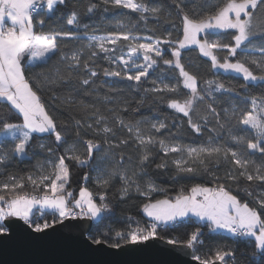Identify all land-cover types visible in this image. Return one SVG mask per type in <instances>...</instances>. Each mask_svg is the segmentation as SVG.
Segmentation results:
<instances>
[{
	"label": "snow or ice",
	"instance_id": "obj_1",
	"mask_svg": "<svg viewBox=\"0 0 264 264\" xmlns=\"http://www.w3.org/2000/svg\"><path fill=\"white\" fill-rule=\"evenodd\" d=\"M101 3L128 9L144 21L148 19L145 13L159 19L165 11L161 6H148L137 0H101ZM171 3L182 25V39L173 42L159 37H140L133 34L135 25L129 27L118 22L107 35H89L84 48L69 55L62 51L60 40L77 39L78 33L43 30L46 21L55 18L58 6H64L66 0H0V105L4 106L0 109V173L12 159L23 162L31 158L29 153L34 138L43 140L45 136H54V143L42 142L38 145L47 152V156L37 161L33 170L10 173L6 179H0V243H7L13 238L14 221L26 226L24 232L27 239L36 240L40 238L38 234L57 224L62 225L65 220H97L112 210L107 202V191L118 176L121 200L127 199L133 191L146 198L147 202L141 205L140 211L148 222L140 226L137 221V226L132 227L134 217L129 216L126 231H115L113 240L105 238L108 232L100 238L90 237L93 244L106 245L111 249L145 244L162 239L160 228H175L181 222L194 218L199 222L198 226L187 234L186 239L167 238L165 243L187 249L186 255H190L196 264H238V249L235 247L220 245L203 256L197 254L204 244L202 229L207 228L209 233H226L233 238L234 244L245 243L251 248L247 264H264V94L252 96L250 108L245 101L244 108L235 105L231 110L225 108L221 116L216 107V94L238 98L242 93L213 80H205L207 88L201 90L197 76L186 70L182 63L181 52L195 45L200 55L211 61L213 70L242 76L244 83L239 86L240 89L247 90L256 84L264 86V55L259 60L247 55L244 60L237 59L234 63L229 60V57L257 50L264 54V45L258 49L249 47L258 36L264 40V0H215L212 10L204 12L197 11L195 6L189 8L188 0H171ZM97 7V4L90 3L85 14H92ZM42 12L43 18L37 20ZM165 19L171 21L172 13L169 12ZM67 25L77 29L82 26L85 32L89 29L88 24L81 25L75 10L69 15ZM230 30L232 43L210 38L218 32ZM168 35L171 36V33ZM120 41L127 42L126 50ZM173 43L176 46L171 48V58H166L160 45L171 47ZM223 50H227V54L221 60L218 53ZM101 53L109 65H115L102 69L104 77L131 82L128 87L136 91L150 80L153 87L143 89L145 94H173L167 98V107L187 118L188 128L197 136L207 129L212 134L208 142L193 147L177 143L175 134L161 139L154 133L169 127L165 120H138L132 124L113 111L115 125L126 129L129 134L114 143L116 127L109 125V118L98 108L92 113L93 122L76 120L73 126L69 121L59 120L58 114H54L55 108L49 110L45 94L51 92L49 99L60 107L72 106L74 102L71 93L61 95L57 88L72 85L73 90L79 88L86 95L90 94L88 89L95 83L93 78L100 74L97 67ZM57 55V64L62 67L49 68V62ZM161 62L178 70L176 83H163L162 80L158 83L159 78H151L150 74L159 68ZM257 71L259 74H256ZM73 79L78 84H73ZM181 96L184 98H178ZM157 98L164 100L165 96ZM79 107L87 113L92 106L81 104ZM123 110L128 111L127 106ZM13 115L22 122H12L10 117ZM212 121L215 124L209 127ZM233 121L245 126V131L250 129L252 135L234 134ZM142 124L150 127L142 128ZM73 127L75 139L69 143L67 136ZM87 131H91L93 138H86ZM225 132L236 147L215 142ZM96 137H103V141ZM130 141L139 152L131 175L127 169H113L105 174L101 169L92 167L96 153L103 151L105 155L101 160H106L115 155L114 149L129 146ZM5 145L12 146L10 151L4 150ZM157 145L163 156L156 163V169H167L170 158L176 177L208 175L211 186L195 183L187 189L181 188L174 196L152 199L153 193L166 190L151 181L141 184L139 177L141 173L146 175L148 165L154 162L152 158L156 156ZM78 147H83L84 151H78ZM61 148L62 153L59 152ZM256 153L260 154L259 159ZM68 161L74 162L78 168L89 169L83 179L86 182L94 179L96 191L85 184L80 186L78 196L75 195L69 187L71 166ZM123 166L124 154L121 153L119 167ZM222 166L223 173L220 174ZM92 172L97 174L93 177ZM49 215L52 217L50 222L47 219ZM244 255L241 253V256Z\"/></svg>",
	"mask_w": 264,
	"mask_h": 264
},
{
	"label": "trees",
	"instance_id": "obj_2",
	"mask_svg": "<svg viewBox=\"0 0 264 264\" xmlns=\"http://www.w3.org/2000/svg\"><path fill=\"white\" fill-rule=\"evenodd\" d=\"M137 2H142L148 6H161L165 9L163 16L159 19L153 18L150 14L145 13L148 16L147 21L140 20L137 13H132L128 9L115 8L111 5H104L101 3V0H66L64 6H58L56 16L51 21H46L44 26V31H71L78 33L77 39H62L60 40L61 49L63 52L68 53L69 55L77 49L84 48L88 43L87 37L89 35H107L109 31L114 30V26L118 23L127 24L129 27L135 25L133 28V34L140 37L151 36L153 39L159 37L161 39H169L173 42L178 41L183 38L182 25L180 20L175 15V7L172 5L171 0H137ZM90 3H95L98 5L97 9L94 10L92 14H85L86 9ZM215 3V0H188V7H196L197 11L204 12L212 10V6ZM107 7V11L105 8ZM75 10L79 14L81 25L88 24L89 29L87 32L81 26L79 29L72 28L67 25V19L71 12ZM172 13V20H166L165 17L168 13ZM44 13L42 12L39 17L36 19L43 18ZM37 30L39 26L37 25ZM171 33V36L168 35ZM60 38H58L59 40ZM121 45L127 46V42L120 41ZM264 45V40L259 36L254 38L252 44L249 47L259 48ZM111 47V45H108ZM175 43L171 45L162 44L164 55L166 58H171V48L175 47ZM182 63L185 65L186 70L190 73L197 76L198 81L201 86V90L207 88V85L204 84L205 80L221 81L226 86H230L242 94L238 98H229L227 95L216 94L218 103L216 105L217 109L221 112L223 116V109L231 108L235 105L238 108H244L245 101H247V107L250 108V100L252 96H261L264 94V86L256 84L250 86L247 90L240 89V85L244 83L242 76H239L232 72H224L222 70L211 68V61L202 57L199 53V49L196 46H191L186 49H182ZM254 56L258 60L262 57L260 51H254L247 54H238L236 57H232V61L236 62L237 59L244 60L245 56ZM103 54H100V59L98 60L97 71L100 73L97 77L93 78L95 83L92 84L88 91L90 94H85L83 90L77 88L73 90L72 85L63 86L57 88V92L61 95H68L71 93V99L73 100L72 106H57L52 103L49 97L52 95L51 92L45 94V102L49 105V110L55 108V113L58 114L59 120L69 121L73 126L75 125L76 120H81L82 122H93L94 117L92 113L98 108L100 113L108 117L109 125L116 127L117 135L113 138L115 143L120 138H126L129 134L126 129H120L119 126L115 125L114 120L112 119L113 111L119 113L121 118L126 122L135 124L136 121H145L152 120H165L168 124V128L161 130L160 133H154L157 137L164 139L167 138L170 134H175V139L177 143L184 145H191L193 147H199L208 142L209 136L212 135L208 133L205 129L204 133L200 136L192 133L187 126V118H183L180 114L173 112V110L167 107V98L171 97V93H147L145 94L143 89L152 88L153 85L150 80L145 81L140 90H132L128 87L131 82L121 81L118 78H106L102 74V69L104 67H115V65H109L103 58ZM59 55L53 58L49 62V68L58 65ZM249 67L254 68L253 65L249 64ZM256 74H259L257 71ZM151 78H159L163 83H176L179 79V72L176 69L168 68L163 65L162 62L159 65V68L150 74ZM73 84H78L76 79H73ZM109 85H113L112 88ZM181 91L186 92L187 90L181 89ZM164 95L165 99L160 100L157 97ZM107 97V99H105ZM183 99L184 97H178ZM143 99V103L140 101ZM87 104L92 107L87 109L85 113L79 105ZM127 106L128 111H124V107ZM4 106L0 105V109H3ZM133 109H138V111H133ZM12 122L20 123L22 122L17 116L13 115L10 117ZM215 122L212 121L209 124V127L214 126ZM150 125L142 124V128H148ZM232 128L234 134L237 135H252L250 129L244 130L245 126L239 125L236 121L232 122ZM63 131V129H61ZM84 131V130H82ZM86 138H93L91 131L86 132ZM97 139L103 141V137H96ZM69 143L75 139V128H72V131L67 136ZM51 144L54 143V136H45L43 140L39 138H34L32 140V148L30 150V159L20 162L17 159H12L8 164L4 166V172L0 173V179H6L7 175L10 173H26L33 170V166L37 161H42L46 158L47 152L41 150L38 145L40 143ZM216 143L225 144L227 146L236 147L231 144V141L227 133H223L221 138L215 141ZM82 143V142H81ZM11 145H5L4 150L10 151ZM78 151L83 152V147H78ZM59 152H63V148L59 149ZM156 156L152 159L153 163L149 164L146 172L147 174L141 173L139 177V182L145 184L148 181L154 183L158 188H163L166 192H157L153 193L152 199H163L166 196H174L181 188L187 189L195 183H203L207 186H211V177L208 175H197V176H180L176 177L175 167L171 165L169 158V167L165 170L156 169V163L160 162V157L163 156V153L159 152V146H156L155 149ZM114 156H110L106 160H101V157L105 155L103 151L96 153V159L93 162V168L101 169L105 174L107 172L116 169L117 171L128 170V174L131 175V171L136 167L138 162L139 152L135 147L132 141L129 142V146L114 149ZM121 153L124 154V166L123 168L119 167ZM176 155V154H172ZM131 156L132 159L129 160L128 157ZM256 158L259 159L260 154H255ZM71 166V184L69 185L70 189L74 190L75 195L78 196L79 188L81 185H85L96 191L97 185L94 179H90L87 182L84 181V173L89 171L86 168H78L75 166L74 162L68 161ZM223 173V166L221 167L220 174ZM97 173L92 172L91 175L94 177ZM175 177V178H174ZM121 186L119 177L113 179L111 186L107 191L109 206L111 211L104 213L97 221H94L92 229L88 235V238L95 237L100 238L105 232H108L109 235L105 237L106 239L113 240L115 231H126L129 227L128 217H134V220L131 222L132 227L137 226V221L140 226H145L148 220L140 211V207L144 202H147L145 197L137 195L134 191L129 195L125 200H121L119 197L118 189ZM99 197L96 196L98 201ZM245 199H247L245 197ZM51 218L49 215L47 219ZM197 221L193 218L192 220L181 222L179 226L175 228H163L159 230L160 237L163 240L167 238H178L186 239L187 234L195 230L198 226ZM204 232V244L200 247L199 255H205L210 249H214L216 246H226V247H235L238 249L237 252V262L238 264H247L251 248H249L245 243H233V238L229 237L226 233H209L207 228H203ZM91 240V239H90ZM241 253L246 255L241 256Z\"/></svg>",
	"mask_w": 264,
	"mask_h": 264
},
{
	"label": "water",
	"instance_id": "obj_3",
	"mask_svg": "<svg viewBox=\"0 0 264 264\" xmlns=\"http://www.w3.org/2000/svg\"><path fill=\"white\" fill-rule=\"evenodd\" d=\"M93 223L89 219L65 220L38 234L39 239L29 240L26 226L14 221L13 238L0 243V264H196L186 255L187 249L167 245L163 239L120 249L95 245L88 238Z\"/></svg>",
	"mask_w": 264,
	"mask_h": 264
},
{
	"label": "rangeland",
	"instance_id": "obj_4",
	"mask_svg": "<svg viewBox=\"0 0 264 264\" xmlns=\"http://www.w3.org/2000/svg\"><path fill=\"white\" fill-rule=\"evenodd\" d=\"M210 38H212V39H220V40H222L224 43H232L233 41H232V35H231V30L229 31V32H218V33H216V35H214V36H212V37H210ZM193 46H195V45H193ZM227 54V50H223V51H220L219 53H218V56H219V58L222 60L223 59V57L225 56ZM229 60H230V62H233L232 61V57H229ZM234 63V62H233ZM220 70V69H219ZM223 71V70H222ZM98 220V219H97ZM97 220H95V221H97Z\"/></svg>",
	"mask_w": 264,
	"mask_h": 264
},
{
	"label": "built area",
	"instance_id": "obj_5",
	"mask_svg": "<svg viewBox=\"0 0 264 264\" xmlns=\"http://www.w3.org/2000/svg\"><path fill=\"white\" fill-rule=\"evenodd\" d=\"M51 219H52V217L48 219V220H49V222L51 221ZM41 222H43V221H41ZM160 229H163V227H162V228H160ZM160 229H159V230H160Z\"/></svg>",
	"mask_w": 264,
	"mask_h": 264
},
{
	"label": "crops",
	"instance_id": "obj_6",
	"mask_svg": "<svg viewBox=\"0 0 264 264\" xmlns=\"http://www.w3.org/2000/svg\"><path fill=\"white\" fill-rule=\"evenodd\" d=\"M146 219L148 220V218L146 217ZM93 221H95V220H93Z\"/></svg>",
	"mask_w": 264,
	"mask_h": 264
}]
</instances>
